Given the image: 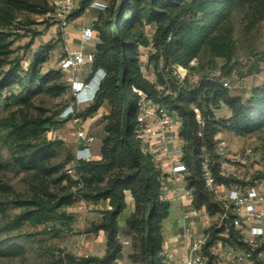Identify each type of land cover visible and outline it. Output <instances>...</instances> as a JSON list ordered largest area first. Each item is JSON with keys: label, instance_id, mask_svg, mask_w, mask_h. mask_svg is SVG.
Returning a JSON list of instances; mask_svg holds the SVG:
<instances>
[{"label": "trees", "instance_id": "obj_1", "mask_svg": "<svg viewBox=\"0 0 264 264\" xmlns=\"http://www.w3.org/2000/svg\"><path fill=\"white\" fill-rule=\"evenodd\" d=\"M93 0H80L71 19L82 16ZM0 27L5 26L17 9H29L32 0H0ZM238 0H120L111 15L99 13L93 26L100 31L101 42L96 45L93 70L103 68L107 74L101 81L90 104L77 116L86 118L108 103L111 112L105 116V135L101 156L98 159L79 160L76 172L81 186L75 192L54 198L46 191L44 198L38 194L22 196L16 202L21 212L17 223L28 221L33 225L72 221V216L62 209L72 206L79 194L87 204L108 200L109 208L102 211L99 223H93L86 231L106 234L107 248L103 256H78L65 253L63 264H114L122 258L123 244L119 238V216L126 209V192L134 199V210L126 219V225L138 241V251L130 253L134 264H165L163 261V221L170 212V202L162 198L163 172L153 158L142 152L137 138L139 112L138 89L150 97L158 93L157 84L147 79L139 62V49L148 46L150 40L144 26H156L153 35L155 52L149 61L154 62L158 84L172 91L163 102L183 120L181 136L185 141L183 160L189 168L187 185L193 189V203L197 208L205 206L211 214L220 211L217 196L203 177V158L213 154L215 136L225 130L234 135L245 136L264 128V84L252 88L246 98L233 95L223 83L238 72L235 40L231 34L230 19ZM46 8L45 11H47ZM5 35L0 32V45ZM207 47L210 54L223 58L224 64L217 78L203 77L191 85L185 78L179 82L169 70V64L187 66ZM48 46L35 53L26 74L29 86L14 99L27 103L32 90L38 84H46L61 74L51 70L42 74L40 67L47 61ZM92 74H90L91 76ZM10 73L0 76V94L14 84ZM225 105L230 115L218 117L215 109ZM195 108L201 113L197 117ZM37 123V122H36ZM42 128L49 119L39 121ZM59 139L39 138L14 161L25 170L45 166L62 147ZM68 161V160H67ZM218 183L231 184L235 180L219 175L218 168L210 164ZM224 228H212L209 243L223 239L233 246H244L239 234L229 230V237L221 236Z\"/></svg>", "mask_w": 264, "mask_h": 264}, {"label": "rangeland", "instance_id": "obj_2", "mask_svg": "<svg viewBox=\"0 0 264 264\" xmlns=\"http://www.w3.org/2000/svg\"><path fill=\"white\" fill-rule=\"evenodd\" d=\"M56 1L32 0L33 6L27 10L17 9L13 18L0 27V32L5 35L0 45V76L10 73L15 80L11 87L0 94V264H63L61 260L65 253H73L76 248L83 246L80 236L88 229L76 230L73 219L63 223L36 225L28 221H15L21 212L16 202L18 194L28 197L38 194L47 198L45 192L48 191L54 198H60L81 186L73 161L76 131L81 128L87 135H94V128H99L105 116L111 112L110 105H107V109H101L86 118L81 117L80 122L75 124L72 120L76 112L75 99L62 73L46 84L34 86L31 89L33 95L27 103H18L14 99L29 88L26 74L36 52L48 46L47 61L40 67L42 74L54 70L59 59L61 30L50 15ZM79 1L74 0V11L79 7ZM107 2L109 7L100 11L105 16L111 15L120 0ZM91 18L92 14L87 13L80 20L90 23ZM230 29L236 48L233 60L239 71L227 80L233 93L234 90L241 92V88L242 91L247 89L248 95L241 94L246 98L252 88L244 84L238 86V82L244 76L264 69V0H238L230 19ZM144 31L147 32L145 28ZM154 52L152 47L141 65L147 69L152 66L158 83L154 62L149 61ZM224 61L223 58L213 57L205 47L187 66H181L187 69L188 83L195 85L203 77L217 78ZM176 65L179 64H169V70L175 78ZM215 114L227 117L228 109L221 105L215 109ZM44 119L50 121L48 128L37 124ZM221 136L242 156L246 154V166L242 168L245 177L264 178V128L245 136L223 130ZM43 137L63 142L57 155L45 166L33 170L22 169L14 161V156ZM74 196L78 200L62 209L63 212L69 214L81 200L79 194ZM138 246V241L133 240L129 248L137 252ZM131 263L134 264L132 260Z\"/></svg>", "mask_w": 264, "mask_h": 264}, {"label": "built area", "instance_id": "obj_3", "mask_svg": "<svg viewBox=\"0 0 264 264\" xmlns=\"http://www.w3.org/2000/svg\"><path fill=\"white\" fill-rule=\"evenodd\" d=\"M109 7L107 0H93L86 9L104 11ZM74 0H58L55 3L51 17L57 22L61 30L60 54L54 70L65 74L72 93L76 112L73 122L81 120L77 114L90 104L107 72L103 68L93 70L96 45L101 42L100 31L92 24L81 27L75 36L77 46H73L68 28L72 22ZM145 34L150 40L148 46L139 49L140 65L153 47V35L156 30L154 24H146ZM185 70L183 74L181 69ZM179 82L187 76V69L176 65L174 70ZM90 74H92L90 76ZM97 74L98 81L89 93H85ZM157 84L158 93L150 97L141 90L134 89L140 96L138 101L137 138L143 153L152 156L157 168H163V162L170 165L175 196L193 202V189L187 185L189 168L183 160L185 141L180 132L183 120L170 110L163 99L172 93L170 88H163ZM224 86L230 87L226 80ZM197 117L201 118L198 108H195ZM215 136L213 154L206 153L203 158V177L206 185L215 192L220 211L211 214L205 206L197 208L194 203L185 207L180 219V233L173 247L163 249L162 256L165 264H264V178L246 176L242 168L246 166V154L234 150L221 132ZM77 146L73 161L92 159L89 150L90 143L95 139L87 135L83 129L76 131ZM249 151V150H248ZM248 153V152H247ZM210 164L218 168L219 175L235 180L231 184L218 183L210 169ZM160 169V170H161ZM163 186V184H162ZM206 218V225L199 228L198 219ZM239 234V240L244 246H233L223 239L210 242L212 228H224L221 236L229 237V230ZM126 244L127 241H122ZM125 264V263H120Z\"/></svg>", "mask_w": 264, "mask_h": 264}, {"label": "crops", "instance_id": "obj_4", "mask_svg": "<svg viewBox=\"0 0 264 264\" xmlns=\"http://www.w3.org/2000/svg\"><path fill=\"white\" fill-rule=\"evenodd\" d=\"M91 13L92 18L90 19V23L83 22L80 19L83 15ZM100 12L95 10H89L86 11L82 16L72 20L69 28L68 33L72 39L73 46H77V42L75 39L77 31L87 25H91L92 21L98 16ZM142 72L144 76L149 79L151 82L156 83V75L153 72V68L150 65L149 69L144 68L141 65ZM100 74H97V76L92 79V82L90 83V86L87 90H85V93H89L91 89L95 86L97 80L99 79ZM244 84L248 85L250 88L257 87L259 85L264 84V69H262L258 73H252L244 76L239 82L238 86ZM243 88H241V92H238L236 90L235 93L232 92L233 95H248L247 89L242 91ZM108 103H105L101 109H107ZM228 109V108H227ZM230 115V111L228 109L227 116ZM107 121L104 120L99 128L95 127L93 130L95 139L90 143L89 150L92 154V159H98L101 156V146H102V140L105 135V125ZM82 143L79 142L76 144L77 146H81ZM161 169V168H160ZM161 171L164 174V178L162 180V198L164 200H167L170 202V212L168 217L163 221L162 225V235H163V249L173 247L176 243V239L178 234L180 233V219L182 212L185 207H189L193 205V202L187 198L184 200L177 199L175 196V187H174V180L171 172L170 165L167 161L163 162V168ZM126 203L127 207L126 209L120 214L119 216V238L122 241H127L126 244H123V251H122V258L117 260L114 264H132L131 259L129 257L130 253L133 252L129 247L133 242V235L129 231V228L126 225V219L130 216L132 211L134 210V199L129 191L126 192ZM109 208V201L108 200H99L95 203L87 204L83 199L78 201L75 207H73L70 210L69 215L72 216L74 220V228L77 229H87L89 228L93 223H99L102 219V211ZM206 218H200L198 219L197 226L199 228L204 227L206 225ZM80 241L83 246H79L74 251H72L74 254L78 256H86V255H93V256H103L105 254L106 248H107V239L106 234L103 230H100L99 232H87L84 231L82 235L80 236Z\"/></svg>", "mask_w": 264, "mask_h": 264}, {"label": "bare ground", "instance_id": "obj_5", "mask_svg": "<svg viewBox=\"0 0 264 264\" xmlns=\"http://www.w3.org/2000/svg\"><path fill=\"white\" fill-rule=\"evenodd\" d=\"M181 71H182L183 74L185 73V70H184L183 68L181 69ZM97 81H98V80H97Z\"/></svg>", "mask_w": 264, "mask_h": 264}, {"label": "water", "instance_id": "obj_6", "mask_svg": "<svg viewBox=\"0 0 264 264\" xmlns=\"http://www.w3.org/2000/svg\"><path fill=\"white\" fill-rule=\"evenodd\" d=\"M45 127H46V128H48V127H49V125H45Z\"/></svg>", "mask_w": 264, "mask_h": 264}]
</instances>
